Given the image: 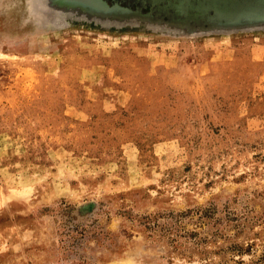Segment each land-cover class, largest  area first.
Segmentation results:
<instances>
[{
	"label": "rangeland",
	"instance_id": "rangeland-1",
	"mask_svg": "<svg viewBox=\"0 0 264 264\" xmlns=\"http://www.w3.org/2000/svg\"><path fill=\"white\" fill-rule=\"evenodd\" d=\"M23 8L0 0V264H264V34H46Z\"/></svg>",
	"mask_w": 264,
	"mask_h": 264
},
{
	"label": "water",
	"instance_id": "water-1",
	"mask_svg": "<svg viewBox=\"0 0 264 264\" xmlns=\"http://www.w3.org/2000/svg\"><path fill=\"white\" fill-rule=\"evenodd\" d=\"M37 33L79 28L106 35L198 40L264 34V0H18Z\"/></svg>",
	"mask_w": 264,
	"mask_h": 264
},
{
	"label": "bare ground",
	"instance_id": "bare-ground-1",
	"mask_svg": "<svg viewBox=\"0 0 264 264\" xmlns=\"http://www.w3.org/2000/svg\"><path fill=\"white\" fill-rule=\"evenodd\" d=\"M124 262V261H123ZM115 264V263H114ZM122 264V263H121ZM124 264V263H123ZM128 264V263H127Z\"/></svg>",
	"mask_w": 264,
	"mask_h": 264
}]
</instances>
